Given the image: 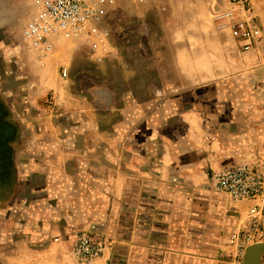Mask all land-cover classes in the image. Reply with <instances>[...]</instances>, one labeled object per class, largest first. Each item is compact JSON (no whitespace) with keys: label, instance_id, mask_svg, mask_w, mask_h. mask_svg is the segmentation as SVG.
Segmentation results:
<instances>
[{"label":"rangeland","instance_id":"obj_1","mask_svg":"<svg viewBox=\"0 0 264 264\" xmlns=\"http://www.w3.org/2000/svg\"><path fill=\"white\" fill-rule=\"evenodd\" d=\"M226 1H123L106 16V35L75 41L56 38L52 52L41 57L23 37L24 28L35 14L33 0H0V146L40 144L43 150L36 154L49 159L56 153L51 150L54 144L61 147L87 142L79 129L91 125L106 131L102 138L95 135V141L114 142V135L109 133L120 128L121 139L116 141L145 143V112L138 113L136 124L130 122L128 102L133 92L142 97L152 93L156 99L167 93L169 99L179 95L191 101L187 103V107L191 105L189 109L200 108L207 116L215 110H211L210 100H219L227 112L228 96H250L253 109L249 103V113L257 111L264 106V44L254 52L237 50L212 15ZM251 2L264 33V0ZM63 68H67L66 75ZM163 80L179 86L165 87ZM102 82L108 86L110 104L121 105L124 99L126 111L122 114L114 107L105 108L103 101L96 106ZM146 82L155 85L140 86ZM104 94L100 96L102 100ZM255 153L263 154L249 151L239 156L243 158L241 162H264ZM205 188L209 198L219 193L212 188V182H207ZM225 200L234 207L235 203L226 197ZM27 234L16 227L0 225V264H100L105 252L111 255L114 250L115 239L99 234L107 245L100 259L92 263L80 261L73 244L71 259L63 263L64 251L52 245H60L57 236L31 238ZM205 240L199 252L187 249V253H195V261L186 255L180 264H218L219 259L222 263L234 260V264H243L245 250L210 237Z\"/></svg>","mask_w":264,"mask_h":264},{"label":"crops","instance_id":"obj_2","mask_svg":"<svg viewBox=\"0 0 264 264\" xmlns=\"http://www.w3.org/2000/svg\"><path fill=\"white\" fill-rule=\"evenodd\" d=\"M163 81L165 87L179 86ZM107 87L102 82L96 89V106L103 101L122 114L124 99L110 104ZM169 97L129 94L130 122L136 124L138 113L145 112V143L116 141L120 128L109 133L114 142L95 141L106 131L91 125L79 129L87 142L54 144L49 159L36 154L43 150L40 144L0 146L2 228L16 227L31 238L57 236L60 245H52L64 251L63 263L71 259L79 230H89L95 239L99 234L115 239L112 254L105 252L100 264H180L186 255L195 261V253L187 251L199 252L206 237L231 244L249 203L229 207L222 193L209 198L205 184L214 171L242 163L239 156L249 151L262 152L255 154L264 160V106L250 114L253 99L231 95L227 112L219 100H210L215 110L207 116L200 108L189 109L190 100Z\"/></svg>","mask_w":264,"mask_h":264},{"label":"built area","instance_id":"obj_3","mask_svg":"<svg viewBox=\"0 0 264 264\" xmlns=\"http://www.w3.org/2000/svg\"><path fill=\"white\" fill-rule=\"evenodd\" d=\"M143 3L147 0H33L35 14L23 31V37L39 53L48 56L56 38L83 39L104 36L102 22L120 2ZM217 27L229 34L237 50L254 52L263 47L264 33L251 0H227L214 11ZM67 74V68H63ZM212 188L231 202H248L244 225L231 234V244L244 251L264 237V162L255 160L214 171ZM59 240V239H56ZM74 254L82 262H96L106 242L95 239L88 230H80L74 239Z\"/></svg>","mask_w":264,"mask_h":264},{"label":"water","instance_id":"obj_4","mask_svg":"<svg viewBox=\"0 0 264 264\" xmlns=\"http://www.w3.org/2000/svg\"><path fill=\"white\" fill-rule=\"evenodd\" d=\"M264 256V241L246 247L243 264H262Z\"/></svg>","mask_w":264,"mask_h":264},{"label":"bare ground","instance_id":"obj_5","mask_svg":"<svg viewBox=\"0 0 264 264\" xmlns=\"http://www.w3.org/2000/svg\"><path fill=\"white\" fill-rule=\"evenodd\" d=\"M118 5H119V3H118V4H117V5H116V6H115V7H114V8L108 13L107 17L117 9ZM219 8H221V7H218V8H216L215 10L218 11ZM215 10H214V11H215ZM214 11H213V14H212L213 16H214V13H215ZM115 13H116V12H115ZM113 16H114V15H113ZM105 20H106V18H105ZM105 24H106V23H105ZM105 24H104V22H102L103 28H106V27H105ZM74 41H75V40H74ZM258 242H262V241H258ZM254 243H257V242H254ZM254 243H252V244H254ZM250 245H251V244H250Z\"/></svg>","mask_w":264,"mask_h":264}]
</instances>
